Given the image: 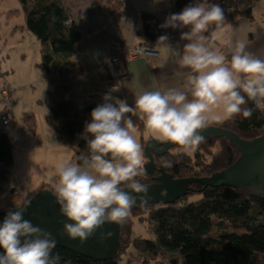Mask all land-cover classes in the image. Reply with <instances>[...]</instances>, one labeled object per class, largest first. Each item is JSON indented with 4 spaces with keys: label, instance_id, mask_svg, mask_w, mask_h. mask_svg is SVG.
<instances>
[{
    "label": "trees",
    "instance_id": "trees-1",
    "mask_svg": "<svg viewBox=\"0 0 264 264\" xmlns=\"http://www.w3.org/2000/svg\"><path fill=\"white\" fill-rule=\"evenodd\" d=\"M19 1L25 12L27 29L41 44L42 62L39 66L51 85L47 122L61 143L75 147L76 153L70 163L82 165L80 155H90V150L81 134L85 123L91 121L92 109L104 102L101 97L86 101L76 94L75 83L87 70L82 62L75 60L81 51L85 32L64 0ZM108 2L124 11L123 3ZM190 2L192 0H170V7L179 11ZM141 19L138 35L142 42L154 46L158 37L166 33L165 28L160 27L163 22L157 14L146 10L142 11ZM241 94L246 99L241 107L253 109L251 118L238 114L222 123L209 121L207 126L225 127L243 139L253 140L264 134V111L257 109L245 93L241 91ZM125 115L139 129L145 130L137 112ZM26 121L28 123L29 119ZM145 143L142 141L143 146ZM13 155V141L6 126L1 125L0 170L12 166ZM239 156L240 150L230 138L210 135L194 151L186 153L177 144L165 154L155 155L156 169L153 173L146 169L148 160L145 157L144 173L136 179L150 184L160 175V167L175 178L209 176L231 166ZM47 187L44 182L26 196L16 194L13 189L14 193L4 209L24 203ZM193 193H198L199 197L189 200L188 195ZM188 195L173 204L133 206L127 221L121 225L120 248L111 258H91L64 247L53 248L51 256L59 257L58 264H122L124 255L134 247L140 254L144 251L155 257L161 255L162 259L154 264H264V190L194 183L190 185ZM136 220L148 222L153 239L133 236ZM3 251L0 247V253Z\"/></svg>",
    "mask_w": 264,
    "mask_h": 264
},
{
    "label": "clouds",
    "instance_id": "clouds-1",
    "mask_svg": "<svg viewBox=\"0 0 264 264\" xmlns=\"http://www.w3.org/2000/svg\"><path fill=\"white\" fill-rule=\"evenodd\" d=\"M225 20V10L220 4L192 0L160 25L173 29L191 26L189 31L181 32L180 39L189 41L182 53L174 49L179 56L177 63L191 69L187 78L190 100L187 92L176 88L164 92L146 90L135 98V108L124 99L105 94L104 102L92 109L91 121L85 123L81 134L90 155H80L82 165L59 164V180L53 186L61 214L73 222L64 223L63 231L69 238L84 243L105 223L122 225L137 199L141 207L149 199V185L136 179L144 173L143 147L134 135L132 119L125 114L139 110L145 128L182 146L188 153L204 142L199 130L205 129L209 121L222 123L238 114L251 118L253 109L241 107L246 103L241 91L257 109L264 111V60L247 52L245 41H237L229 66L225 55L208 46L200 35L213 23L221 29ZM218 38L217 32L211 34L212 40ZM168 40L167 35H161L157 43ZM214 108L222 109V114H215ZM89 134L93 138L89 139ZM161 195L166 196L167 190H162ZM29 205L30 201H26L15 211L9 210L0 225V247L4 250L0 253V264L59 262V257L51 256L57 245L55 237L23 218ZM112 235L101 231L100 243Z\"/></svg>",
    "mask_w": 264,
    "mask_h": 264
},
{
    "label": "crops",
    "instance_id": "crops-1",
    "mask_svg": "<svg viewBox=\"0 0 264 264\" xmlns=\"http://www.w3.org/2000/svg\"><path fill=\"white\" fill-rule=\"evenodd\" d=\"M108 1L64 0L65 5L73 10L77 21L85 32L81 51L75 56V60L82 62L87 69L85 74L76 81L78 97L88 101L93 98H103L105 94H110L113 98L126 100L135 108V98L146 90L164 92L169 88H176L187 92L190 100L192 97L187 78L191 69L181 67L177 63L179 56L175 55L174 49H179L182 53L184 44L189 43V41L181 40L180 35L182 31H189L191 26L177 29L165 28V35L169 37L167 43L171 47L167 43H157L156 41L154 47L159 53L156 56L148 58L126 56L119 63L106 65L105 46L107 43L116 42L131 47L141 41L138 30L142 27V11L146 10L157 14L164 23L166 17L172 13H179L181 10L173 11L170 7V0H113L124 4V11L121 12ZM234 1L236 12L230 15L225 13L226 20L221 29H217L213 23L200 35L205 37V43L208 46L225 55V62L229 66L231 52L237 41H245L246 51L264 60V0ZM213 32L218 33V39H211ZM26 36L29 37L28 43L19 45L18 51L20 55L28 56V53L30 54L29 63L22 62V66L27 65L29 69L30 65L34 66L39 57L34 55L35 51H31L32 48H35L32 46L35 45V39L31 38L28 33ZM194 40L195 38H193ZM2 53L1 55H5V58H1L0 66L5 72V76H3L5 84L9 83L7 82L8 79L12 82L11 75L15 74V69L8 52ZM40 61L42 62V57ZM40 72H42L41 68ZM41 75L44 78L43 72ZM32 86L33 84L30 82L21 86L20 96L15 94L17 91L15 88L14 98L17 96V100L14 99V104L17 108L18 101H20V112L27 109L26 89ZM114 88L116 90H113ZM136 112L141 116L139 110ZM213 112L222 114V109L214 108ZM45 125V122L41 120V128L33 139L36 142L31 141L30 137L20 134L19 141L26 138L21 143L23 156L16 160L14 155L12 166L0 170V185H8L16 164L22 178H28L31 173L26 174L22 166L27 167L30 164L46 166L47 155L53 158L49 166L50 174L48 172L37 173L32 180L31 189L37 188L44 181L52 187L58 182L57 167L61 163H67V161L63 159L64 150L61 141L52 139L58 137L57 135L53 136ZM148 134H150V138H163L159 133L151 130ZM46 138H51L52 142L47 143ZM37 142L42 146L34 144ZM56 159L59 164H55Z\"/></svg>",
    "mask_w": 264,
    "mask_h": 264
},
{
    "label": "rangeland",
    "instance_id": "rangeland-1",
    "mask_svg": "<svg viewBox=\"0 0 264 264\" xmlns=\"http://www.w3.org/2000/svg\"><path fill=\"white\" fill-rule=\"evenodd\" d=\"M234 4H235V1H234ZM109 14L111 13L109 12ZM27 33L31 36V38L33 37L35 39V45H32L35 48H32L31 51L32 52L35 51L34 55L39 57V60L37 59V62L34 63V66L30 65L29 69L27 65L22 66V62L28 64L30 61V54L28 53V56H24V55H20L19 54L20 52L18 51L19 45L22 46V43H24L25 45L28 43L29 37L26 36ZM140 42H142V40ZM122 46L123 48L126 47V45H122ZM2 52H5V53L8 52V54L12 58L11 61L14 64L15 74L11 75L12 82L10 81V79H8L7 82L9 83L4 84L5 81H4L3 76H5V72L2 71L3 69L0 66V89L6 84H7L6 85L7 87L11 88V92L8 95V100L10 101L9 102L10 109H7V105L4 102V100H2V96L0 95V123L2 124L3 122L2 115H5L6 119H9L11 116V120L9 121V123L5 124V126L8 129V132L13 141L14 155L17 160L23 156L21 152V148H22L21 143L26 139L24 138L22 139V141H19L18 137L20 136V134H23V135L30 137L31 141L36 142L33 139L36 137L35 134H37V132H39V129L41 128L40 127L41 120L45 122L46 124L45 126H47L51 134L53 136H56V132L48 124L47 119H46V115L49 112L48 110V97H49L48 91L50 90L51 85L49 84V82L45 80V78L42 77L41 75L42 72H40V67L38 66V64L41 62L40 61L41 44L39 40L37 39V37L31 31L27 29L25 12L19 0H0V60L1 58L2 59L5 58V55H1L3 54ZM125 57L126 56H124V58ZM148 57H152V56H148ZM148 57H145V58H148ZM29 82L33 84V86L26 89L27 90V109L23 112H20L21 111L20 101H18L17 108H15L14 99L17 100V96H20L21 94L20 87L26 85ZM15 88H17L16 93H15ZM14 93L17 95L15 98H14ZM31 113L33 115H31ZM27 118L29 119L28 123L26 121ZM30 124H32L33 126L35 125V126L33 127ZM134 126L136 128V132L134 133V135L137 138V140L141 143V145H142V141L147 142L150 139H156L161 142L167 141L164 138H155V137L150 138V134H148L150 133L149 129L145 128V130L142 131L136 125ZM46 139L48 143V142H52V139L58 140L59 138H52V139L46 138ZM34 144H36L37 146H42L38 142ZM144 146L142 145L143 154H144ZM62 148L64 150L63 159H65L68 163L74 157L76 153V149L73 146L64 145L63 143H62ZM178 150H174V152ZM143 159L145 161L146 159L145 155H143ZM52 160L53 158L50 155H47L46 166H41L40 164H37L34 166L30 164L27 167H25L23 165L22 166L23 171L26 174L31 173V175L28 178H22L21 173L19 172L18 166L16 164L14 166L13 175L11 176V179L8 182V185L7 186L0 185V207H3L2 209H4V207L9 204L8 198L10 197V195L12 196V194L14 193V190L16 191V194H23L25 196L31 190H33L31 188H32V180L34 176L40 172H43V173L48 172L50 174L49 166ZM55 164H59L57 159L55 160ZM57 179H59V176H57ZM44 182L48 184L47 188L53 190V187L48 182L46 181ZM41 184L39 186H41ZM2 186L4 188H1ZM198 195H199L198 193L189 194L188 199L195 200L199 197ZM133 236L141 237L144 239L154 238V234L152 230L150 229L148 222L147 221L140 222L139 220L135 221V224L133 227ZM138 254L140 253L136 250V248L132 247L128 251V253L124 255L121 263L128 264L129 261H132L130 262V264H133V263L135 264H154L158 260L160 261L162 259L161 255L158 257H155V256H152L149 252L142 251L139 256ZM129 259H132V260H129Z\"/></svg>",
    "mask_w": 264,
    "mask_h": 264
},
{
    "label": "water",
    "instance_id": "water-1",
    "mask_svg": "<svg viewBox=\"0 0 264 264\" xmlns=\"http://www.w3.org/2000/svg\"><path fill=\"white\" fill-rule=\"evenodd\" d=\"M206 137L210 135L226 136L230 138L239 148L240 156L231 166L215 172L209 176H193L175 178L169 174L164 167L159 168L160 175L155 177L154 182L148 184V204H173L184 198L190 192V185L202 183L206 186H239L252 187L264 190V134L253 139L246 140L231 129L209 125L199 130ZM172 141H158L150 139L144 146V155L147 158L146 169L153 173L156 169L155 155H163L173 146ZM166 189L167 195L162 196L161 191ZM52 189L39 190L30 199V205L23 214L25 220L31 221L34 226L48 231L57 240L56 247H64L91 258L106 259L113 257L120 248L121 225L116 223H105L102 229L86 242L80 243L79 239L72 240L63 231L64 223H73L61 214L60 205ZM126 191H131L127 190ZM133 195H137L133 193ZM26 202V201H25ZM24 203L18 205L23 206ZM134 206H140L139 199ZM143 206V207H144ZM15 207L0 210V225L9 210L15 211ZM112 232L113 235L100 243V232Z\"/></svg>",
    "mask_w": 264,
    "mask_h": 264
},
{
    "label": "built area",
    "instance_id": "built-area-1",
    "mask_svg": "<svg viewBox=\"0 0 264 264\" xmlns=\"http://www.w3.org/2000/svg\"><path fill=\"white\" fill-rule=\"evenodd\" d=\"M211 2L220 4L228 15L234 14L236 12L234 0H211ZM158 54L159 53L155 49V47L146 44L144 42H139L131 47L126 46L125 48H123L122 45L116 42H109L105 46L107 66H109L110 64L119 63L122 59H124V56L148 57V56H156ZM6 85H4L0 89V95L2 96V100H4V102L6 103L7 109H10L9 107L10 101L8 100V95L11 92V88L7 87ZM2 119H3L2 124L5 125L9 123V121L11 120V116L9 119H6L5 115H2Z\"/></svg>",
    "mask_w": 264,
    "mask_h": 264
}]
</instances>
